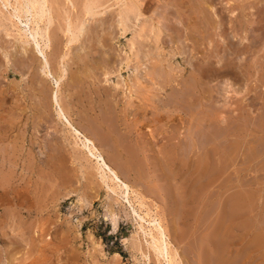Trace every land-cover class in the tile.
I'll return each instance as SVG.
<instances>
[{"label": "rangeland", "instance_id": "obj_1", "mask_svg": "<svg viewBox=\"0 0 264 264\" xmlns=\"http://www.w3.org/2000/svg\"><path fill=\"white\" fill-rule=\"evenodd\" d=\"M27 1L0 0V264H164L138 225L146 208L178 264H264V0H91L93 16L85 0H46L51 69L68 55L59 102L78 127L98 116L114 128L127 198L74 143L55 83L21 52L34 44ZM83 19L65 45L67 23Z\"/></svg>", "mask_w": 264, "mask_h": 264}, {"label": "bare ground", "instance_id": "obj_2", "mask_svg": "<svg viewBox=\"0 0 264 264\" xmlns=\"http://www.w3.org/2000/svg\"><path fill=\"white\" fill-rule=\"evenodd\" d=\"M87 1V2H86ZM94 1V0H93ZM93 1H89V0H85V3H84V6H83V12L82 13H84V14H88V15H91V16H93V14H95V13H97L98 11H97V7L98 6H100L101 7V5L102 4H96L95 2H93ZM117 1H119V0H117ZM17 2H19V3H21L20 1H17ZM48 2L50 3V1H47V4H48ZM100 2V0L98 1V3ZM102 2V1H101ZM9 3H11V2H9ZM45 3H46V0H28L27 1V4H26V6H27V9H25V11L26 12H28V11H31L32 13H31V15H32V17H33V23H34V25H33V27H31V30L29 31L30 33L29 34H31V36H32V40H34L33 42H34V44L33 45H30V47H29V45H28V43H27V41H29V40H26L25 39V42L27 43V44H23L22 45V47H21V52H24V53H27L28 51H31L32 53H33V59L32 60H34V59H38L37 60V63H38V66H39V70L41 71V73L44 75V76H46V77H49V78H51V80L55 83V89L51 92L52 94H51V100L53 101V103L55 104L54 106H55V113H56V115H57V119H60L61 120V122L63 123V125H64V127L71 133V135L74 137V143H76V144H81V147H83V149H85L84 151H86V154L88 153V155L90 156V157H92L93 159H94V165L96 166L95 167V169L97 168L100 172H101V177H103V178H106V179H109L111 182H112V184L111 185H109L108 186V188H110L111 189V191H113L114 193L115 192H117V190L118 191H120L122 194H124V196L127 198V196L129 197V193H130V186H129V184L125 181V180H123V178H122V176H121V169L120 168H118V166L117 165H119V164H117V162H116V160H119L120 159V161H121V159H126L127 158V155L125 154V149H123L122 147H120L119 146V138L117 137V134H116V132H114L115 130H114V128H111L106 122H105V120H103L101 117H95L94 119H93V121H89V125L91 126L90 128H87V129H84V128H86V127H84V128H81V127H78L76 124H74L73 123V121L70 119V117L67 115V113L65 112L66 110H65V108L61 105V103L59 102V93H57L58 92V89H59V86H60V83H61V81H62V79H63V77L67 74V68H66V61L65 60H67L66 59V56L65 55H67V51H65V52H63V53H61V54H56L57 55V57H58V60H54L55 62H57L56 64H58V71H55V70H53L54 68L53 67H50V58L48 59V56H47V50H51V48H50V46H51V44H50V33H49V31L51 30H49V25H50V23H51V15H52V10H51V15L49 14V11H47L46 10V6H45ZM120 3V2H119ZM21 4H23V3H21ZM20 5V4H19ZM104 5V4H103ZM18 6V5H17ZM16 6V7H17ZM24 6V4L22 5V7ZM15 7V8H16ZM103 7V6H102ZM106 7H107V5H106ZM105 7V8H106ZM118 7V6H117ZM127 7H128V5H127ZM134 7V6H133ZM135 7H136V5H135ZM18 8L20 9V7L18 6ZM17 8V9H18ZM126 8V7H125ZM124 8V9H125ZM128 8H130V7H128ZM18 9V10H19ZM103 9H104V7H103ZM120 9H122V8H120ZM119 9V10H120ZM135 9V8H134ZM22 10V9H21ZM20 10V11H21ZM50 10V9H49ZM101 10V9H100ZM15 11H17V10H15ZM132 11H134V10H132L131 9V12ZM124 12H126V11H124ZM11 13V12H10ZM23 13H24V11H23ZM99 14H100V12H98ZM101 13H102V11H101ZM19 14V13H18ZM47 14V16H46V19L45 20H43V18H45V15ZM84 14H83V16H84ZM98 14V16H100ZM126 14V13H125ZM95 15H97V14H95ZM94 15V16H95ZM86 17V16H85ZM128 17H130V16H128V14H127V18ZM210 17V16H209ZM101 17H99V19H100ZM133 18H135V16L133 17ZM24 19V18H23ZM31 19V18H30ZM132 19V18H131ZM138 20V17L136 16V18H135V20ZM25 20V19H24ZM45 21V23H43L44 25L41 27L38 23H39V21ZM52 20H53V18H52ZM87 20H88V18H87ZM118 20V21H117ZM117 20H115V23H116V21L118 22V24H119V27L121 26L120 24H122V26L124 25V23L125 22H127V21H125L126 20V16H124V14H123V12H122V10H120V12H118V19ZM209 20V19H208ZM212 20V19H211ZM65 21H66V19H65ZM125 21V22H124ZM140 21H141V19H140ZM147 21V20H146ZM23 22V21H22ZM67 22V21H66ZM71 22V21H70ZM70 22H68L67 23V25H66V28H65V31L67 32L66 34H68V38H67V40L66 41H64V42H66L65 43V45H69L72 41L74 42V40H76V39H78L77 37L80 35V33H81V31L83 30V25H85L84 24V22H85V19H83L81 22L79 21L78 23V25H73L74 23H76V22H74L73 23V21H72V23H70ZM86 23V22H85ZM140 23H142V22H140ZM87 24V23H86ZM126 24V23H125ZM128 26V25H127ZM211 26V25H210ZM30 27V26H29ZM118 27V28H119ZM129 27V26H128ZM128 27H126V28H128ZM217 27V26H216ZM20 28V27H19ZM51 28V27H50ZM123 28V27H122ZM149 28V27H148ZM137 29V28H136ZM136 29H134V30H136ZM143 29V28H142ZM150 29H151V27H150ZM153 29V28H152ZM151 29V30H152ZM21 30V29H20ZM64 30V29H63ZM138 30V29H137ZM136 30V31H137ZM157 30H160V29H157ZM9 31V30H8ZM25 31V30H24ZM124 31H125V29H124ZM124 31H122V32H124ZM10 32V31H9ZM26 32V31H25ZM120 32H121V30H120ZM142 33H143V31H141ZM152 32H153V30H152ZM11 33V32H10ZM135 32H133V34H134ZM140 33V32H139ZM147 33H149L148 32V30H147ZM249 33V32H248ZM19 35H22V34H20V33H18ZM26 34H28V33H26ZM82 34V33H81ZM88 34V33H87ZM143 34H145V33H143ZM150 34H151V31H150ZM158 34V32L156 33V35ZM136 35H137V33H136ZM23 36H26V35H24L23 34ZM135 36V35H134ZM37 37H39V39H40V41H39V39H37ZM66 37H67V35H66ZM136 37V36H135ZM233 37V36H232ZM137 38V37H136ZM136 38H134V40L136 39ZM143 38V37H142ZM30 39V38H29ZM131 39V38H130ZM146 39V38H145ZM147 39H148V37H147ZM146 39V40H147ZM202 39V38H201ZM233 39V38H232ZM241 39V38H240ZM245 39V38H244ZM247 39V38H246ZM21 40H22V38H21ZM199 40V39H198ZM24 41V40H23ZM246 41V40H245ZM24 42V43H25ZM129 43H130V40H129ZM135 43V42H134ZM233 43V42H232ZM240 43H242L241 41H240ZM249 43V42H248ZM131 44V43H130ZM2 45V44H1ZM27 45H28V47H27ZM129 45V44H128ZM130 46H132V45H129V47ZM242 46H243V43H242ZM53 47H54V45H53ZM67 47V46H66ZM69 47V46H68ZM16 48V47H15ZM62 48V47H61ZM135 48V47H134ZM240 47H238L237 48V50L239 49ZM58 49V48H57ZM57 49H56V52H57ZM131 50L133 49V47H131L130 48ZM144 49V48H143ZM243 49V48H242ZM54 50V49H53ZM60 50V49H59ZM63 50V49H62ZM135 50V49H134ZM147 50V49H146ZM52 51V50H51ZM108 51V50H107ZM218 51V50H217ZM61 52V51H60ZM130 52V51H129ZM238 52V51H237ZM52 53V52H51ZM50 53V54H51ZM55 53V52H54ZM53 53V54H54ZM136 53V52H135ZM139 53V52H138ZM137 53V54H138ZM173 53V52H172ZM78 55H79V53H77ZM77 54H75V56L77 55ZM147 54V53H146ZM145 54V55H146ZM52 55V54H51ZM77 55V56H78ZM144 55V56H145ZM238 55V54H237ZM36 56V57H35ZM68 56V55H67ZM74 56V57H75ZM77 56H76V58H77ZM130 56V55H129ZM138 56V55H137ZM136 56V57H137ZM147 56V55H146ZM239 56V55H238ZM237 56V57H238ZM55 57V56H54ZM173 57V56H172ZM80 58V57H79ZM78 58V59H79ZM126 59H128V57L126 58ZM31 60V61H32ZM80 60V59H79ZM129 60H130V58H129ZM53 61V60H52ZM108 61V60H107ZM73 62L75 63V65L78 63V60H77V62H76V59H75V61L73 60ZM31 63H33V62H31ZM55 64V65H56ZM79 65V64H78ZM37 66V67H38ZM232 66H233V64H232ZM30 67V66H29ZM57 67V66H56ZM51 68H53V69H51ZM226 68V67H225ZM233 68V67H232ZM102 69V68H101ZM234 69V68H233ZM15 70V69H14ZM38 70V69H37ZM106 71V70H105ZM232 71V70H231ZM20 71H18L17 73H19ZM13 73H16V72H13ZM40 73V72H39ZM88 73V72H87ZM97 73V72H96ZM207 73V72H206ZM38 74V73H37ZM36 74V75H37ZM104 74H105V72H104ZM209 76V75H208ZM33 78V81H35L36 80V78L37 77H32ZM73 79V78H72ZM79 80V79H78ZM116 82V81H115ZM149 82V81H148ZM35 83V82H34ZM71 83V82H70ZM68 84V83H67ZM73 86V85H72ZM68 87V86H67ZM71 87V86H70ZM153 87V86H152ZM121 88V87H120ZM41 89V88H40ZM119 89V88H118ZM131 89V88H130ZM127 90V89H126ZM129 90V89H128ZM133 90V89H132ZM132 90H130L131 92H132ZM145 90V89H144ZM147 90V89H146ZM60 91V90H59ZM129 92V91H128ZM17 93V92H16ZM123 93V92H122ZM9 94H10V92H9ZM57 94H58V96H57ZM8 95V91L7 90H4V89H1L0 88V107H1V104L3 103V99L4 98H6V96ZM114 96V95H113ZM147 99V98H146ZM255 101V100H254ZM15 103V102H14ZM13 105V104H12ZM112 105V104H111ZM44 107V106H43ZM66 107V106H65ZM258 107V106H257ZM126 108V107H125ZM253 108V107H252ZM129 109V108H128ZM135 109V108H134ZM259 109V108H258ZM27 110V109H26ZM130 110V109H129ZM133 110V109H132ZM84 111H85V113L87 114V111L89 112V107L87 108V109H84ZM23 112V111H22ZM68 112V111H67ZM122 112V111H121ZM247 112V111H246ZM69 113V112H68ZM235 113V112H234ZM240 113V112H239ZM241 114V113H240ZM74 115V114H73ZM237 116V115H236ZM106 118V117H105ZM236 120H238L239 118L237 117V118H235ZM244 119V118H243ZM248 119H250V118H248ZM59 120V121H60ZM89 120V119H88ZM248 121V120H247ZM13 122V121H12ZM109 122V121H108ZM246 122V121H245ZM123 123V122H122ZM262 123H264V122H262ZM236 125V124H235ZM116 126V125H115ZM114 126V127H115ZM262 127V126H261ZM260 130V129H259ZM247 132V131H246ZM256 132H258V131H256ZM256 132H254V133H256ZM235 133H236V136L237 137H241V135H240V133H239V130H238V128H236L235 129ZM252 133V132H251ZM254 133H252V134H254ZM260 133H262L261 131H260ZM250 134V133H249ZM258 134V133H257ZM251 135V134H250ZM122 136V135H121ZM256 136V135H255ZM262 136H264V135H262ZM239 137V138H240ZM244 138V137H243ZM2 139V138H1ZM10 139V138H9ZM122 139V138H121ZM247 140V139H246ZM245 140V141H246ZM249 140H251V139H249ZM110 143H109V142ZM128 141V140H127ZM244 141V142H245ZM69 142V141H68ZM71 142V141H70ZM240 142V141H239ZM239 142H236L235 143V150H234V152H235V154H237L238 152H239V150L241 149L240 148V144H239ZM249 142V141H248ZM247 142V143H248ZM251 142H253V141H251ZM111 144V146L109 147V148H107V150H109V153L105 150V146L107 145V144ZM246 143V142H245ZM246 143V144H247ZM242 146V145H241ZM71 148V147H70ZM73 148V147H72ZM119 148V149H118ZM80 149V148H79ZM13 151V150H12ZM81 154V153H80ZM258 154H260V153H258ZM257 154V155H258ZM241 155V154H240ZM18 157V156H17ZM249 157V156H248ZM3 159V158H2ZM50 159V158H49ZM9 160V159H8ZM1 163V162H0ZM120 164H122V163H120ZM135 165V164H134ZM124 166V165H123ZM126 166H128L127 164H126ZM58 168V167H57ZM127 168V167H126ZM96 169V170H97ZM129 169V168H128ZM197 169V168H196ZM234 169V168H233ZM5 170V169H4ZM95 170V171H96ZM97 170V171H98ZM98 171V172H99ZM6 173V172H5ZM203 173V172H202ZM235 173V172H234ZM2 174V173H1ZM96 176V175H95ZM108 180V181H109ZM26 182V181H25ZM67 182V181H66ZM65 183V182H64ZM109 183V182H108ZM17 185V184H16ZM107 186V185H106ZM5 187V186H4ZM132 189V188H131ZM108 190V189H107ZM27 191V190H26ZM133 190H131V192H132ZM137 191V190H136ZM135 192V191H134ZM138 192V191H137ZM129 194V195H128ZM132 194V193H131ZM138 194V193H137ZM118 195V194H117ZM116 195V196H117ZM120 195V194H119ZM139 195V194H138ZM24 196V195H23ZM121 196V195H120ZM144 196V195H143ZM134 197V196H133ZM135 197H136V193H135ZM140 197H141V194H140ZM126 198H125V200H126ZM11 199V198H10ZM21 199H23V198H21ZM129 199V198H128ZM139 199V198H138ZM133 200H134V198H133ZM128 202H129V200H128ZM127 202V203H128ZM130 204H131V202H129ZM138 204H137V206H138V209H140L139 208V206L140 205H142V201L141 200H139L138 202H137ZM26 206V205H25ZM142 207H145V206H142ZM141 207V208H142ZM134 209V208H133ZM132 209V210H133ZM146 211L144 212V211H140V213L141 212H144L143 213V215L141 214H139V213H137V215L139 216V219H140V221L141 220H144L145 222H146V224H147V226L149 227H147V230L145 229L146 227L143 225V223H139L138 225L140 226V229L142 228L143 229V231L144 232H147V234H148V236H149V238L148 239H150V241H148L149 242V244H148V242H147V244H148V246L149 247H151V250L153 251V253H154V255H155V257L156 258H158V257H160L162 260H163V262H164V264H178V259H177V253H176V251L175 250H173L171 247H170V245H169V242H168V240H167V236H166V234H165V232H164V229H163V227L160 225V223H159V221H158V219H156L155 218V216H153V217H148V218H146V216H150V214H149V211L147 210V208L145 209ZM134 211H135V209H134ZM136 213V212H135ZM134 214V213H133ZM144 215H145V217H144ZM138 220V219H137ZM143 221V222H144ZM150 225V226H149ZM224 239V238H223ZM256 240V239H255ZM260 241V240H259ZM133 243V242H132ZM137 245V244H136ZM261 246V245H260ZM136 248V247H135ZM142 249V248H141ZM159 259V258H158ZM244 262V261H243Z\"/></svg>", "mask_w": 264, "mask_h": 264}]
</instances>
